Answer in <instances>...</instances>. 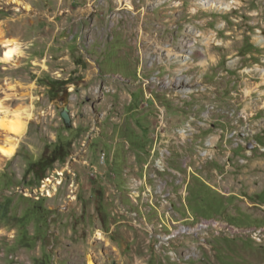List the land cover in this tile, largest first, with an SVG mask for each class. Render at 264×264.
<instances>
[{"label": "rangeland", "instance_id": "rangeland-1", "mask_svg": "<svg viewBox=\"0 0 264 264\" xmlns=\"http://www.w3.org/2000/svg\"><path fill=\"white\" fill-rule=\"evenodd\" d=\"M207 1L0 0V264H264V0Z\"/></svg>", "mask_w": 264, "mask_h": 264}, {"label": "bare ground", "instance_id": "bare-ground-1", "mask_svg": "<svg viewBox=\"0 0 264 264\" xmlns=\"http://www.w3.org/2000/svg\"><path fill=\"white\" fill-rule=\"evenodd\" d=\"M120 2H125L127 5H129V7H132V0H119ZM201 3L203 5H218V2H209L207 0H201ZM220 7H224V8H229L230 7V3H227L226 6L224 4H220ZM15 41V44H6L7 41ZM4 46H5V50L4 53L8 50L9 47H15V46H19L20 52H22V44L20 43V41L16 40V39H7L4 40ZM4 53L2 55H0V57L4 56ZM21 54L17 53L15 54L10 60L4 59V60H0V61H4V62H10L12 60H14L16 57L20 56ZM0 107H3L2 104L0 103ZM4 108V107H3ZM4 117H7L8 119H12L13 117L11 116V112L7 111H0V119H3ZM29 119V115L28 112H25V115L21 118V125L19 127V130L21 129L22 124H25L28 122ZM0 130H11L10 126H5L3 124H0ZM11 136V135H10ZM19 137L17 136H11L9 138L6 139V142L3 144H0V154L4 157H12L18 147L19 144ZM8 149H11V151H8ZM89 264H94V262L92 260L89 261Z\"/></svg>", "mask_w": 264, "mask_h": 264}, {"label": "trees", "instance_id": "trees-1", "mask_svg": "<svg viewBox=\"0 0 264 264\" xmlns=\"http://www.w3.org/2000/svg\"><path fill=\"white\" fill-rule=\"evenodd\" d=\"M71 141L69 139H61L57 142L51 154L42 157L40 160L33 162L29 170L34 171L35 174L40 172V176H45V171L50 168L57 160L67 157L69 154V146Z\"/></svg>", "mask_w": 264, "mask_h": 264}, {"label": "clouds", "instance_id": "clouds-1", "mask_svg": "<svg viewBox=\"0 0 264 264\" xmlns=\"http://www.w3.org/2000/svg\"><path fill=\"white\" fill-rule=\"evenodd\" d=\"M6 44H15V41L10 40V41H7ZM17 53L21 55L23 54L22 52H20L19 46L9 47L8 50L4 53V56L0 57V60H4V59L10 60ZM0 111L7 112L8 110L3 107H0ZM12 115L14 117L12 119H8L7 117L0 119V124H3L5 126H10L13 132H17L19 131V127L21 125L22 112L18 110L14 112ZM28 115L30 118L31 114L28 113ZM8 151H11V149H8Z\"/></svg>", "mask_w": 264, "mask_h": 264}, {"label": "water", "instance_id": "water-1", "mask_svg": "<svg viewBox=\"0 0 264 264\" xmlns=\"http://www.w3.org/2000/svg\"><path fill=\"white\" fill-rule=\"evenodd\" d=\"M62 117L64 118L66 124L72 123V118L68 107H65L62 111ZM250 148H253V145H251Z\"/></svg>", "mask_w": 264, "mask_h": 264}]
</instances>
